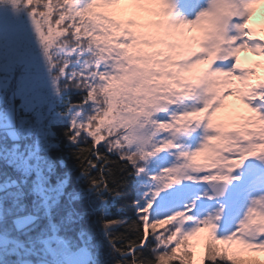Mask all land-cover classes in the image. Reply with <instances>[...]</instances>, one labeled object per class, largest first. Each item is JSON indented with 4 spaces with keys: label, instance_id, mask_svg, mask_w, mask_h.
I'll use <instances>...</instances> for the list:
<instances>
[{
    "label": "snow or ice",
    "instance_id": "1",
    "mask_svg": "<svg viewBox=\"0 0 264 264\" xmlns=\"http://www.w3.org/2000/svg\"><path fill=\"white\" fill-rule=\"evenodd\" d=\"M5 6L0 264H264V0Z\"/></svg>",
    "mask_w": 264,
    "mask_h": 264
},
{
    "label": "rangeland",
    "instance_id": "2",
    "mask_svg": "<svg viewBox=\"0 0 264 264\" xmlns=\"http://www.w3.org/2000/svg\"><path fill=\"white\" fill-rule=\"evenodd\" d=\"M12 16L13 13L11 12V9L9 7H0V17L8 19ZM249 26L254 30L253 39H258L261 42H264V6H260V8L254 12L253 18L250 21ZM239 56L241 60V67H251L254 68L256 71V75L248 77L249 83L256 84L258 82V78L264 80V56L247 49L239 53ZM232 99V97L229 98L230 101ZM199 159L200 162L206 166L207 170H211L210 160H205L203 157ZM75 164L76 161L74 158H70L67 161L68 167L73 168V177H75V175L79 171V169L74 168Z\"/></svg>",
    "mask_w": 264,
    "mask_h": 264
},
{
    "label": "trees",
    "instance_id": "3",
    "mask_svg": "<svg viewBox=\"0 0 264 264\" xmlns=\"http://www.w3.org/2000/svg\"><path fill=\"white\" fill-rule=\"evenodd\" d=\"M71 98H72L73 101H75V100L78 99V96L75 93H73ZM57 130H59V126L57 127ZM101 143H103V142H101ZM73 147L74 146H72V145H68L67 141H64L61 144V151L64 152V153H70L73 150ZM57 154L59 155L60 153L58 152ZM93 174H95V173H93ZM126 195H132V193L128 192V193H126ZM124 203L129 205L128 207L125 208V213H126L127 217L128 218H134V213L131 210L130 202L129 201H125ZM119 206L120 205H118V207ZM121 231H123V230L121 229ZM205 264H207V262H205Z\"/></svg>",
    "mask_w": 264,
    "mask_h": 264
}]
</instances>
